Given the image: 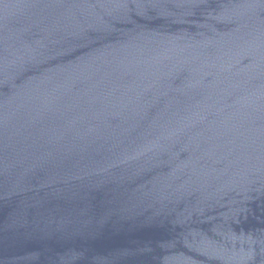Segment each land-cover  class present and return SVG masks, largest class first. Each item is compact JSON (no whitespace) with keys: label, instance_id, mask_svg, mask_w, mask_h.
I'll list each match as a JSON object with an SVG mask.
<instances>
[{"label":"water","instance_id":"95a60500","mask_svg":"<svg viewBox=\"0 0 264 264\" xmlns=\"http://www.w3.org/2000/svg\"><path fill=\"white\" fill-rule=\"evenodd\" d=\"M0 264H264V0H0Z\"/></svg>","mask_w":264,"mask_h":264}]
</instances>
